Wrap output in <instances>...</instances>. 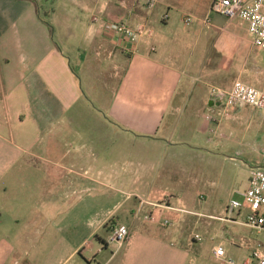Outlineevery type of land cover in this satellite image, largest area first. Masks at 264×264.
I'll return each instance as SVG.
<instances>
[{
	"label": "crops",
	"instance_id": "1",
	"mask_svg": "<svg viewBox=\"0 0 264 264\" xmlns=\"http://www.w3.org/2000/svg\"><path fill=\"white\" fill-rule=\"evenodd\" d=\"M55 1L0 0V264H216L217 246L234 262L247 260L258 242L247 235L245 211L225 218L227 203H208L197 179L178 178L180 157L232 159L202 147L230 123L261 134L264 146L263 113L239 107L223 119L221 107L207 105L210 89L235 81L264 90V51L246 24L212 12V0H61L64 16L87 17L67 70L41 18L53 17ZM94 16L144 24L151 37L124 47ZM57 75L70 107L79 92H112L103 109L111 121L87 105L69 110L58 99L65 88L51 83ZM84 112L112 141L110 152L81 153L88 138L68 137L85 128ZM119 225L128 239L109 244Z\"/></svg>",
	"mask_w": 264,
	"mask_h": 264
},
{
	"label": "rangeland",
	"instance_id": "2",
	"mask_svg": "<svg viewBox=\"0 0 264 264\" xmlns=\"http://www.w3.org/2000/svg\"><path fill=\"white\" fill-rule=\"evenodd\" d=\"M65 1H55V11L56 13L53 17L41 18L49 23L50 28V41L57 52L66 59V67L68 70V54H70L71 47L73 43H76L77 38L80 33L76 29L82 21H86V15H80L78 13V21L69 19L68 16L63 15V7ZM68 4V2H67ZM66 8V7H65ZM84 16V17H83ZM82 19V21L80 20ZM74 33H69L68 28H71ZM79 76H77L78 80ZM51 83H54L56 88L62 91L64 87V92L68 89L66 81L57 75L56 78H52ZM79 85V82H78ZM84 83L82 82V88H84ZM81 99L79 102H73L71 107L68 103V92H65L66 96L62 95L58 99L66 101L69 110L77 113L80 109L79 106H89L95 109H101L102 113L106 118L111 121L110 117L104 112V107L112 103L111 96L112 92H86V96L83 92H79ZM68 110V111H69ZM71 114V113H68ZM102 115L103 117H105ZM81 119L85 122V128L79 129H68V137H81L87 139V150H80L81 153H91L96 151H101L104 147V152H110L112 148V141L110 138L100 129H97L98 120L96 117L92 116L91 113L87 112V115H82ZM231 122V121H228ZM231 125L226 128L225 131H218L215 135L210 134L209 138L213 141L209 146L203 144L202 147L216 153H222L226 157L232 158L231 160L209 159L205 156L194 157L193 160L189 158L180 157V172L181 175L178 177L183 182L189 181V179H197L198 189L203 192L206 196L208 203L214 206H223L225 203L230 201L242 200V194L247 188V169L252 168L260 163L261 157V134L244 135L245 125L243 123H230ZM99 126V125H98ZM213 127V126H212ZM105 141V145L99 146L96 144V139ZM209 147V148H208ZM69 149V148H68ZM216 160V161H215ZM215 163V166L211 165V162ZM210 162V163H209ZM165 164L163 162V157L161 159H154V171L159 172V165ZM190 175H192L190 177ZM161 178V177H160ZM159 177L155 178V184L162 183ZM163 179V178H162ZM187 187V185L185 186ZM183 187L182 189H185ZM189 187V186H188ZM180 195H184L183 192ZM200 232V231H199ZM249 239L255 242H261L264 233L257 231L255 229H246ZM68 264V263H67Z\"/></svg>",
	"mask_w": 264,
	"mask_h": 264
},
{
	"label": "built area",
	"instance_id": "3",
	"mask_svg": "<svg viewBox=\"0 0 264 264\" xmlns=\"http://www.w3.org/2000/svg\"><path fill=\"white\" fill-rule=\"evenodd\" d=\"M153 2V1H152ZM210 10L224 18L239 19L247 26V31L252 46L264 51V0H212ZM92 23L100 22V31L110 39L118 40L122 46L131 47L141 40H149L150 30L144 24H137L134 27L126 23L101 22L97 17H92ZM185 23L191 22L185 18ZM154 48L150 46L149 51ZM209 94L216 101L220 102L219 117L230 119L236 108L248 107L264 114V90H258L240 81H235L228 90L212 88ZM260 163L249 169L247 188L242 194V200L230 201L224 208L225 218L245 211L243 225L249 229H255L264 233V146L261 149ZM153 221L152 216L146 218ZM168 225V222H163ZM129 237L128 229L119 225L110 233L108 243L122 245ZM200 241L195 235L192 238ZM247 260L237 263L229 259L224 249L217 246L213 249L212 255L216 264H264V236L261 242L251 246Z\"/></svg>",
	"mask_w": 264,
	"mask_h": 264
},
{
	"label": "water",
	"instance_id": "4",
	"mask_svg": "<svg viewBox=\"0 0 264 264\" xmlns=\"http://www.w3.org/2000/svg\"><path fill=\"white\" fill-rule=\"evenodd\" d=\"M207 105L209 108L219 107L220 102L216 101L214 98H211Z\"/></svg>",
	"mask_w": 264,
	"mask_h": 264
}]
</instances>
